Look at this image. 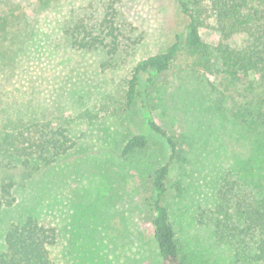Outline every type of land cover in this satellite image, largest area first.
Masks as SVG:
<instances>
[{"label": "rangeland", "instance_id": "1", "mask_svg": "<svg viewBox=\"0 0 264 264\" xmlns=\"http://www.w3.org/2000/svg\"><path fill=\"white\" fill-rule=\"evenodd\" d=\"M10 13L17 24L6 45L20 46L25 29L33 37L0 54V132L16 118L46 119L68 128L75 142L37 171L0 152V185L12 183L14 198L0 210V249L9 223L34 214L57 232L54 264H159L147 197L169 149L144 126L145 110L175 142L163 202L186 264H254L222 229L216 196L222 178L243 184L249 170L264 179L257 106L264 82L250 74L229 83L200 66L181 39L169 69L148 82L144 74L141 97L127 108L133 68L184 30L177 0H0V15ZM73 21L97 39L91 48L71 45L65 30ZM202 22V41L216 47L212 19ZM140 133L148 145L123 155L126 141Z\"/></svg>", "mask_w": 264, "mask_h": 264}, {"label": "trees", "instance_id": "2", "mask_svg": "<svg viewBox=\"0 0 264 264\" xmlns=\"http://www.w3.org/2000/svg\"><path fill=\"white\" fill-rule=\"evenodd\" d=\"M177 3L186 17L184 30L165 50L139 61L133 68L126 86L127 108L141 97L139 86L144 74L148 75V82L169 69L181 39L189 53L197 56L200 66L209 72L214 69L229 83H239L250 74L258 85L264 82V0H177ZM205 16L212 19L219 34V43L213 48L201 39L200 26ZM14 19L11 13L8 17L0 15V54L17 52L23 44L32 42V30L28 32L25 29L20 46L14 43L9 47L6 45L11 43L9 40L15 34L17 22ZM86 28L85 24L74 21L66 28L65 33L73 47L91 48L97 41ZM240 37V44L234 46L233 40ZM257 106L260 107L259 116L264 118V100ZM142 119L146 129L162 137L169 149L167 163L152 174L147 197L153 214L151 225L159 264H186L163 202L170 163L176 157L175 142L156 124L149 112L144 110ZM74 142L68 128L46 119L16 118L0 132V152L13 158L26 171H37L57 162L73 148ZM147 145L146 134H135L126 141L122 154L141 150ZM247 172L249 178L243 184L222 178V183L218 184L217 207L222 212V229L228 233L227 237L236 238L239 245L243 244V252L254 264H264V179L249 170ZM11 188L12 183L0 185V210L13 205ZM2 237L0 264H54L50 248L57 241V232L34 214H26L9 223Z\"/></svg>", "mask_w": 264, "mask_h": 264}]
</instances>
